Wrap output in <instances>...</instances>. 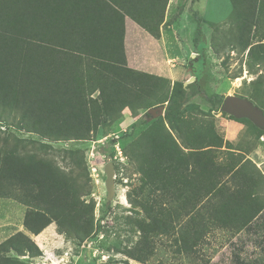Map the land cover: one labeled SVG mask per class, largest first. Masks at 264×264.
<instances>
[{
	"label": "trees",
	"instance_id": "1",
	"mask_svg": "<svg viewBox=\"0 0 264 264\" xmlns=\"http://www.w3.org/2000/svg\"><path fill=\"white\" fill-rule=\"evenodd\" d=\"M110 1L124 9L122 1ZM82 2L0 0V113H13L16 129L47 142L0 138V198L12 199L25 207L22 227L29 235L37 236L54 224L58 234L81 244L94 230L93 204L85 199L92 188L84 153L77 148L62 149L61 167L41 157L38 151L52 149L48 143L96 141L99 131L106 137L121 111L127 109L135 116L139 111L162 106L163 116L122 148L138 175L135 192L142 200L127 197L132 211L144 217L136 221L139 241L123 252L144 263L152 254L150 239L154 235L169 233L184 210L186 217L198 213V205L215 190L216 183L207 182L210 177L218 180L224 171L234 179L246 173V169L244 165L238 167L241 161L232 167V162L225 166L218 162L223 152L220 149L230 150L231 145L212 127L185 118L193 98H200L209 114L218 112L224 99L218 94L205 96L199 74L193 71L194 81L190 84L171 85L165 79L128 68L123 44L118 58L95 59L93 38L84 39V49L67 43L77 41V27L95 11L93 1V9L79 12ZM231 2L230 17L237 34L233 40L243 51L248 49L247 73L256 75L249 82V93L237 97L247 99L264 114V75L258 74V69L264 67V38L257 36L264 26V0ZM167 3L168 0H162L155 30L149 22L134 15L132 19L158 38V25L163 21ZM250 11L251 16L245 14ZM92 18L89 24L95 26V17ZM199 24L198 20L192 39L195 46L201 33ZM229 119L244 123L256 139L264 136V131L247 119ZM12 124L4 123L6 127ZM36 144L39 146L35 152L27 151L29 145ZM102 148L104 156L109 146ZM246 183L247 190H254L251 178L240 175L236 191L214 208L217 218H213L222 223L232 222L239 230L254 234L251 241L264 255V236L257 238L251 224L262 217L264 204L247 199L243 190ZM144 191L146 196L142 195ZM180 198L183 199L179 204ZM28 234L19 231L0 243V264H30L28 259L42 255ZM181 239L185 246L186 236ZM233 250L231 263L247 264L239 256L243 248Z\"/></svg>",
	"mask_w": 264,
	"mask_h": 264
},
{
	"label": "rangeland",
	"instance_id": "2",
	"mask_svg": "<svg viewBox=\"0 0 264 264\" xmlns=\"http://www.w3.org/2000/svg\"><path fill=\"white\" fill-rule=\"evenodd\" d=\"M220 1L226 5L224 11L219 8V0H212L211 7L207 6L206 12L203 10L206 0H200L196 5H193L191 0L176 1L174 10H170L169 18L165 20L167 23L163 26V34L170 32L173 21L180 15V28L176 39L171 41L165 34V41L162 44L159 34V37L155 38L158 41L148 46L151 53L147 54V45L138 44L132 33L127 40L129 57L132 60L129 59L126 66L165 79L171 85L175 82L186 84L191 81L194 71L200 75V84L205 96L211 94L222 97L246 96L250 91L249 82L254 80L256 75L247 73L248 49L243 51L242 46L233 40V35L237 34L230 17L232 2ZM245 14L247 15V12ZM198 20L201 33L195 46L192 39ZM140 50L143 52L142 58L139 57ZM260 73L264 75L262 66L258 69V74ZM235 76L238 77L234 78ZM199 99L197 97L190 101L185 118L195 124L201 123L212 127L224 142L231 145L230 150L220 149L225 153L222 152L218 157V162L223 166L232 162L230 165L232 167L233 163L241 161L238 167L244 165L246 173L238 174L234 179L224 171L221 174L222 178L218 180L210 177L211 180L207 182L216 183V186H213L215 190L198 205V213H190L186 217L184 210L174 221L169 233L154 235L150 239L152 254L144 263L128 258L123 252L139 241L140 232L136 221L143 220L144 217L132 211L127 197L130 195L132 199L142 200V196L135 192L139 184L136 182L138 175L128 164L122 148L134 140L150 123L163 116L162 106L139 111L135 116L127 109L121 111L122 115L109 126L106 137L99 131L96 141L48 143L52 149L38 151L41 157L61 167L62 149L77 148L83 151L92 188L91 195L85 199L86 202L93 204L94 217V230L89 239L81 244L67 240L64 235L57 233L54 224L45 227L37 236H31L22 227L25 207L12 199L0 198V218L5 216L0 220V242L19 231L28 234L42 252L40 257L28 259L30 264H232L231 257L235 251L231 244L236 246L240 243H243V251L239 253L242 261L247 264H264V255L253 245L252 235L245 230H239L232 222L222 223L213 218V216L217 218L214 208L220 205L229 193L236 191L240 175L251 178L253 182L251 184L253 191L247 190V183L243 188L245 195L249 197L247 199H256L264 204V136L256 139L244 123L230 120L228 115H223L220 111L207 113V106ZM16 121L13 113L12 115L0 113V138H8L11 141L15 137L24 142L47 143L38 140L35 134L16 129L12 124ZM4 123L12 125L6 127ZM173 135L175 136L174 133ZM37 144L29 145L27 151L35 152L34 149L39 146ZM103 146H109L104 156L101 153ZM108 163L112 164L114 172L110 193L105 181V166ZM142 195L146 196L147 191ZM182 199L180 198L179 204ZM251 224L256 230V237H263L264 209L262 217L252 220ZM184 236L187 238L185 246L181 239Z\"/></svg>",
	"mask_w": 264,
	"mask_h": 264
},
{
	"label": "crops",
	"instance_id": "3",
	"mask_svg": "<svg viewBox=\"0 0 264 264\" xmlns=\"http://www.w3.org/2000/svg\"><path fill=\"white\" fill-rule=\"evenodd\" d=\"M93 1H95V11L91 14H88L85 18V21L81 22L77 27V34H75L77 41H67L69 45H75L78 47H82L86 44L84 39L93 38L95 41V59H110V58H118L121 55L120 46L123 44L124 54L126 58V62L129 61V50H128V39L130 38L131 34L134 36L138 44L147 45V54L151 53L148 49V46H152L156 40L149 32L143 29L139 24L133 21L132 15L134 17L143 20L145 22H149L151 28L155 30V26L160 18L161 15V3L162 0L159 2H155V0H120L122 1V6L124 9L118 8L112 4L110 0H83L82 7L79 9V12L85 13V11L93 9ZM178 0H168L167 6H165V12L162 23L159 25V32L161 43L164 44V36L165 34L174 41L176 39L178 28H180V18L181 16L178 15V19L173 21L171 26V31L166 32L163 34V26L166 25L167 18H169L168 13L170 10H174V5ZM200 0H191L193 5H196ZM224 2V1H223ZM212 0H206L203 10L206 12V7L210 6ZM224 3L222 4L219 0V8L221 11H224ZM207 7V8H208ZM211 7V6H210ZM194 9V8H193ZM195 11V10H193ZM208 11V9H207ZM253 11L247 12L250 16L252 15ZM86 15V14H85ZM191 15V14H189ZM204 15V12H203ZM95 17V26L89 24ZM81 35V38L79 36ZM264 38V26L260 31V35ZM170 41V42H171ZM264 42V41H263ZM173 43V42H171ZM94 45V44H88ZM87 47V46H86ZM84 49V48H83ZM146 51V48H145ZM143 52L139 51V57ZM142 58V57H141ZM132 60V59H130ZM5 217V216H4ZM4 217H1L3 219ZM19 227V226H18ZM9 231L11 227L8 228ZM255 234H257L255 232ZM254 236V234H253ZM1 243V242H0ZM231 246L237 248H243V243L239 245L231 244Z\"/></svg>",
	"mask_w": 264,
	"mask_h": 264
},
{
	"label": "water",
	"instance_id": "4",
	"mask_svg": "<svg viewBox=\"0 0 264 264\" xmlns=\"http://www.w3.org/2000/svg\"><path fill=\"white\" fill-rule=\"evenodd\" d=\"M194 81V78H191V81H188L186 84H190ZM162 110V108H160ZM220 113L226 114L233 117L234 119H247L255 127L264 131V114L263 112L254 106L250 101L245 98H239L236 96H225L222 104L219 109ZM106 173V187L111 192L113 183V166L111 163L106 164L105 166Z\"/></svg>",
	"mask_w": 264,
	"mask_h": 264
}]
</instances>
